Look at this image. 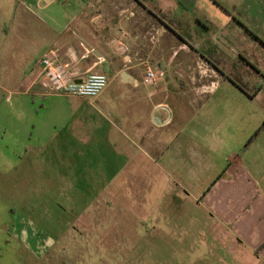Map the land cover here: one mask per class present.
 I'll return each mask as SVG.
<instances>
[{
    "label": "crops",
    "instance_id": "1",
    "mask_svg": "<svg viewBox=\"0 0 264 264\" xmlns=\"http://www.w3.org/2000/svg\"><path fill=\"white\" fill-rule=\"evenodd\" d=\"M197 1L0 0V189L22 187L17 175L25 170L29 190L23 208L0 190V264H19L20 239L37 255L51 250L68 214L80 218L100 203L107 209L116 199L110 173L129 172L143 151L160 147L156 135L174 114L183 125L188 109L204 102L191 94L196 55L201 74L208 55H244V42H252L220 5L238 14L247 0H207L218 20L206 0ZM249 12L254 27L264 28V0H251ZM121 31L130 35L126 55L110 45ZM216 34L221 49L211 52ZM52 53L70 65L75 82L102 73L107 87L97 98L48 92L42 61ZM149 68L158 74L152 84ZM207 78L199 75L202 88ZM256 212L237 221H251L243 228L254 249L264 241V211Z\"/></svg>",
    "mask_w": 264,
    "mask_h": 264
},
{
    "label": "rangeland",
    "instance_id": "2",
    "mask_svg": "<svg viewBox=\"0 0 264 264\" xmlns=\"http://www.w3.org/2000/svg\"><path fill=\"white\" fill-rule=\"evenodd\" d=\"M245 5L233 13L246 26L243 40L253 43L244 42V55H208L205 74L194 58L191 94L204 102L188 109L183 125L174 114L156 135L160 147L143 151L129 172L110 173L116 199L107 209L100 203L80 218L68 214L60 221L67 229L43 255L20 239L19 264H264V241L254 249L243 228L251 221L237 225L264 211V28L245 13L251 0ZM215 39L211 52L221 49ZM199 75L208 77L204 88ZM17 176L22 187L0 190L23 208L26 171Z\"/></svg>",
    "mask_w": 264,
    "mask_h": 264
},
{
    "label": "built area",
    "instance_id": "3",
    "mask_svg": "<svg viewBox=\"0 0 264 264\" xmlns=\"http://www.w3.org/2000/svg\"><path fill=\"white\" fill-rule=\"evenodd\" d=\"M130 35L121 31L120 35L111 39L110 45L117 54L126 55L131 52L128 42ZM42 83L53 94H63L72 97L97 98L105 90L109 78L102 73H88L81 83H76L70 72V65L58 60L52 53L44 57L42 61ZM158 79L156 69L149 68L146 74L147 83H154Z\"/></svg>",
    "mask_w": 264,
    "mask_h": 264
},
{
    "label": "flooded vegetation",
    "instance_id": "4",
    "mask_svg": "<svg viewBox=\"0 0 264 264\" xmlns=\"http://www.w3.org/2000/svg\"><path fill=\"white\" fill-rule=\"evenodd\" d=\"M233 8H234V7H233ZM233 8L230 7V6L227 5V4H225V5L221 4V5H220V10H221V12H222L226 17H228L229 20H231V21H235V22L241 24L242 26H244V21L242 20V18H237V17L233 14V11H234ZM244 27H245V26H244Z\"/></svg>",
    "mask_w": 264,
    "mask_h": 264
},
{
    "label": "water",
    "instance_id": "5",
    "mask_svg": "<svg viewBox=\"0 0 264 264\" xmlns=\"http://www.w3.org/2000/svg\"><path fill=\"white\" fill-rule=\"evenodd\" d=\"M122 77H123V79H127L128 77H129V75H128V73H126V72H123L122 73ZM82 81H77L76 83H81Z\"/></svg>",
    "mask_w": 264,
    "mask_h": 264
},
{
    "label": "trees",
    "instance_id": "6",
    "mask_svg": "<svg viewBox=\"0 0 264 264\" xmlns=\"http://www.w3.org/2000/svg\"><path fill=\"white\" fill-rule=\"evenodd\" d=\"M216 183H217V182H216ZM216 183H215V184H216Z\"/></svg>",
    "mask_w": 264,
    "mask_h": 264
}]
</instances>
